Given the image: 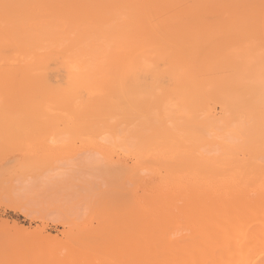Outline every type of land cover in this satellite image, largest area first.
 Returning a JSON list of instances; mask_svg holds the SVG:
<instances>
[{
	"label": "bare ground",
	"instance_id": "6f19581e",
	"mask_svg": "<svg viewBox=\"0 0 264 264\" xmlns=\"http://www.w3.org/2000/svg\"><path fill=\"white\" fill-rule=\"evenodd\" d=\"M76 1L84 5L82 26L61 23L54 36L29 37L25 47L15 34L24 26L25 10L16 8L17 19H0V98L21 103L19 125L26 126L22 122L30 117L36 125L41 119L34 131L42 134L41 145L50 150L70 134L110 133L114 144L130 142L136 156L164 144L165 160L184 165L207 162L200 148L218 144L222 150L218 164L233 165L240 176L231 184L236 194H214V210L199 204L187 209L198 194H183L174 221L135 248L184 230L188 235L173 240L186 241L176 255L153 261L150 253L139 261L171 264L178 255H188L195 264H264V216H257L261 203L248 202L252 194H244L240 185L251 179L252 172L259 175L253 185L264 188L260 176L264 164L258 161L264 158L263 139L254 147L242 140L236 145L224 141L249 127L248 137L256 130L264 132V108L253 106L264 103V54L244 43L241 30L227 26L214 30V0ZM62 4L67 9L70 2ZM215 37L220 39L217 48ZM94 38L106 41L83 45ZM215 102L221 105L220 114L214 110ZM243 107L251 117L257 110L253 115L257 129L248 124L253 118L245 110L230 112ZM4 118L1 123L12 124L10 116L8 121ZM48 124L45 132L42 126ZM251 138L247 140L254 145ZM152 216L156 214L136 215L134 222ZM211 216L218 223L213 234L194 228Z\"/></svg>",
	"mask_w": 264,
	"mask_h": 264
},
{
	"label": "rangeland",
	"instance_id": "374dc122",
	"mask_svg": "<svg viewBox=\"0 0 264 264\" xmlns=\"http://www.w3.org/2000/svg\"><path fill=\"white\" fill-rule=\"evenodd\" d=\"M63 1L70 2L67 9ZM83 7L76 0H0V19H17L16 8L25 10L24 26L15 33L20 45L25 47L29 37L54 36L61 23L82 26ZM223 26L244 32V43L254 45L264 54V0H214V30ZM219 40L214 38L216 48ZM105 41L88 39L83 45L94 46ZM251 105L247 106L250 110ZM259 105L264 108V103L253 106ZM247 107L228 110L240 111L239 114L245 110L243 113H248L250 118ZM214 110L220 114L221 105L215 102ZM22 111L20 102L0 98V264H141L140 258L150 253L153 261L176 255L186 239L179 242L173 239L188 235V231L154 240L138 250L135 244L157 236L174 221L183 194H198L187 204V209L199 204L211 210L217 205L214 194H236L231 184L240 176L235 175L233 165L218 164L222 155L218 144L201 147L208 161L193 165L166 161L164 144L136 156L130 142L116 140L114 144L110 133L85 137L70 134L56 141L50 150L41 145L42 134L39 136L34 131L41 119L37 118L36 125V119L28 117L32 122L25 120L27 123L22 124L26 126L19 125L22 117L18 122L17 118L23 115ZM3 117L9 118L13 125L1 123ZM253 121L254 118L248 124L257 129ZM17 125L21 129L17 130ZM3 126H6L4 132ZM42 127L46 132L50 125ZM62 128L59 125L58 130ZM240 131L236 137L232 133L225 136L224 141L236 145L242 140L243 144L254 147L262 136L260 144L264 143V132L260 134L256 130L248 137L247 131ZM247 138L255 141L254 145ZM258 161L264 164L263 157ZM249 175L251 179L240 185L245 189L244 194H252L248 202L261 203L257 216L263 217L264 188L253 185L259 175L252 172ZM260 176L263 180L264 176ZM141 214L156 216L134 222V217ZM217 224L211 216L194 228L213 234ZM187 256L178 255L171 264H195L194 257Z\"/></svg>",
	"mask_w": 264,
	"mask_h": 264
}]
</instances>
